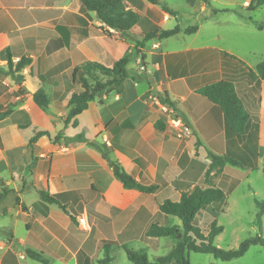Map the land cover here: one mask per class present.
<instances>
[{"label":"crops","instance_id":"0c3cea01","mask_svg":"<svg viewBox=\"0 0 264 264\" xmlns=\"http://www.w3.org/2000/svg\"><path fill=\"white\" fill-rule=\"evenodd\" d=\"M159 1L124 0L140 15V23L122 32L96 11L84 8L80 0H0V54L10 47L15 63L22 55L31 59L21 72L24 80L17 81L9 73L8 61L0 58V114L10 110L0 116V191L10 189L0 199V264H103L98 260L106 240L118 242L113 247L141 242L139 252L169 245V253L181 240L182 232L167 236L174 239L170 243L146 236L152 223L182 228V220L163 213L160 204L180 200L191 186L178 180L187 145L176 138L169 126L170 114L162 107L176 104L202 140L227 142L224 126L220 127L223 117L199 89L222 79L224 53L253 70L263 61L264 27L259 25L264 24V5L250 9L253 0ZM176 26L181 29L176 35L144 40L146 32ZM191 26L197 30L188 33ZM138 48L147 54L151 83L133 78L142 70ZM126 55L132 60L124 91L97 97L76 117V126L73 121L66 124L69 100L81 91V85H73L70 70L87 61L113 67ZM41 89L49 99L48 110L34 99ZM158 94L169 100L161 103ZM246 108L257 125L258 165L244 168V175L237 177L228 168L234 165H226V183L217 181L227 194L220 209L223 214L230 212L229 199L245 180L255 204L264 199L249 180L264 162V79L257 105ZM39 131L48 134L40 135L30 147ZM59 132L63 138L57 141ZM79 135L84 140H77ZM90 141L102 145L138 181L159 184L158 190L144 193L125 187ZM41 190L59 195L61 204L44 201ZM82 216L86 228L79 223ZM210 216L214 218L213 213ZM262 220L264 226V215ZM28 249L42 253L48 263L32 258ZM199 254L195 257L200 264H261L257 259L264 258V247L252 245L245 255L229 261ZM255 255V260H247Z\"/></svg>","mask_w":264,"mask_h":264},{"label":"trees","instance_id":"16d2710c","mask_svg":"<svg viewBox=\"0 0 264 264\" xmlns=\"http://www.w3.org/2000/svg\"><path fill=\"white\" fill-rule=\"evenodd\" d=\"M154 4H161L159 0H149ZM82 6L88 10L96 11L98 17L109 26L116 28L122 32H129L133 27L140 23V15L131 9L127 8L124 0H80ZM264 5V0H253L249 8L254 9L257 6ZM163 9L172 14H176L168 6L162 5ZM259 27H264L260 24ZM197 26L187 28L188 33L195 32ZM181 31L179 26L173 29L150 31L145 33L144 40L164 39L176 35ZM138 56L141 58L143 69L136 76H133L138 81H148L151 83L148 74L147 54L142 49L138 48ZM15 55L11 48H7L0 54L8 61L10 66V74L17 81H23L24 76L21 74L23 69L31 63V59L22 55L15 63L13 61ZM223 59L238 60L234 56L226 53L223 54ZM129 55L118 60L113 67H108L100 62L87 61L70 70V78L74 86L81 85V91L69 100V112L65 119V123L69 124L73 121L76 126L78 121L76 117L86 110L90 102L97 97L103 96L105 93L115 91L120 94L124 91L125 81L130 77L128 65L131 62ZM224 61V60H223ZM222 64L223 77L217 82L207 84L199 89V93L204 96L214 107L219 111L221 120L223 121L224 130L227 139L228 149L237 150L240 157L235 154L226 152L223 155L211 154L212 162L206 170V176L209 178L208 186H196L190 191H183L180 200L174 201L166 199L160 204V210L169 215H175L182 220L183 227L174 225L166 226L159 223H152L146 231L147 237H165L175 234H180L182 229L184 234L181 240L175 245L173 250L167 255L158 257L156 260H151L146 252L135 251L127 246H123L126 250L130 264H190L189 254L208 253L214 255L224 261H229L235 258L242 257L252 245H261L264 247V237L256 235L245 239L236 248L226 249L216 244V237L224 231V226L219 225L217 220L210 225L208 233L202 231L194 221L200 210L211 204H223L227 200V194L222 186L217 185V181L221 180L226 183L228 177L224 173L227 164L239 166L242 168H256L258 165V132L257 125L254 123L250 112L246 108L244 101L238 94L236 81L239 76L235 71L228 68V65ZM238 62V61H237ZM243 64L242 62H239ZM248 75L254 80L257 85L261 86V81L264 79V59L258 65L257 72L246 66ZM36 103L45 110L49 108V99L46 93L41 89L34 94ZM169 99H167L168 101ZM10 110H5L0 116L5 117ZM74 119V120H73ZM158 129H161L157 125ZM48 134L47 131L37 132L30 140V147L40 135ZM77 140H84L82 135H79ZM57 140V138H55ZM97 147L104 158H106L114 171V174L124 183L127 188H134L144 193H154L158 190L159 184H145L136 179L134 175L126 171L122 164L115 159L111 153L104 150L102 145L97 141H90ZM215 171L214 174H211ZM264 172V162H263ZM210 177L215 178V184L210 185ZM234 187V186H233ZM232 189V188H231ZM10 192L9 188L4 187L0 191V199L5 197ZM41 198L50 203H59L60 196L52 195L48 191H40ZM18 203L20 199L17 198ZM257 219L256 223L259 228H262L264 215V199L256 200ZM106 256L98 261L103 264H110L113 257L110 255L111 248L118 245L116 241L106 240L103 242ZM28 254L41 262L48 263V260L42 253L28 249Z\"/></svg>","mask_w":264,"mask_h":264},{"label":"rangeland","instance_id":"374dc122","mask_svg":"<svg viewBox=\"0 0 264 264\" xmlns=\"http://www.w3.org/2000/svg\"><path fill=\"white\" fill-rule=\"evenodd\" d=\"M225 64L228 65V68L235 71L237 76H239V79L236 81V88L238 91V94L246 104V106L251 107V105L256 106L258 103V100L260 98V87L257 85V83L251 79V77L248 75L247 68L242 66L239 62L236 60L231 59H223L221 60V67L224 61ZM262 61V60H261ZM131 65V64H130ZM257 72L256 70H254ZM136 72V71H135ZM137 73V72H136ZM207 81H210V75L206 77ZM156 100L162 102H167V99L164 94H158L155 95ZM155 99V98H154ZM164 104V103H163ZM164 113L170 114L169 116V126L172 128V131L175 133L176 138L182 140L185 145H187L186 150L188 154L183 156V162H185L183 166V172L179 176L178 180L180 182H183L187 185H191L188 191L192 190L196 186H208L209 185V178L205 174V170L209 166V159H211V154L214 153L210 146H213L216 148L219 155L224 152L229 151L231 154H235L236 156L240 157V154L237 150H230L228 149L227 142L224 141H218V140H202L196 135V131L190 124V122L184 118L180 112L181 110L177 107L176 104L169 102V105L166 106V108L162 107ZM177 115H180L186 125L190 128V133L186 137H181L179 134V131L170 123L171 119L173 118L174 113ZM214 110L219 113V111L214 107ZM180 111V112H179ZM220 114V113H219ZM255 118V117H254ZM219 121V120H218ZM220 127H223V122L220 120ZM55 138H57V141L63 138V132H59ZM218 145V146H217ZM220 145V146H219ZM226 149V150H225ZM192 156V157H191ZM211 164V163H210ZM263 166V165H262ZM229 171L232 172L233 177H237L239 175H244V168L239 166H229ZM232 177V176H231ZM212 178L210 177V181ZM234 181L235 179H231ZM252 184L255 186L256 190L260 193L261 196L264 197V172L263 168L260 170H256L253 173H251L250 179ZM248 180H245L243 185L239 190L234 193L230 199L229 203L231 206L230 212L227 214H223L220 212L222 204L219 205H212V206H206L204 210H201L198 213L196 221L194 223L199 226L202 231L205 233H208L210 229V225L213 221L217 220L219 225L224 226L223 234L221 235L220 240H216V244L220 243L225 248L228 245H240L242 241H244L247 238L256 236V235H262L264 237V226L262 225V228H259L258 224L256 223L257 219V205L255 204L254 200L252 199V196L247 193V187H248ZM193 185V186H192ZM212 208V211L211 209ZM217 212L221 213L218 216ZM213 213V216H210V214ZM178 218L179 217H175ZM215 219V220H214ZM183 227V225H182ZM184 234V230L182 229V236ZM181 236V238H182ZM176 239V238H175ZM159 240L161 242H168L170 243L174 241V239H170V237H160ZM179 242V241H178ZM219 246V245H218ZM236 246V247H238ZM128 248H131L135 251H141L142 243L141 242H135L130 243L127 245ZM232 247V248H236ZM259 248V247H258ZM110 255L113 257V264H129L130 260L128 258L127 252L123 247H112L111 248ZM169 245H161L157 249V251H154L152 249H147L146 252L149 255L151 260H156V256H164L167 255L170 251ZM199 254V253H198ZM198 254L192 253V264H200V260L196 259L195 256H198ZM200 255V254H199ZM106 256L105 249L100 254V257L103 258ZM258 256H250L248 257V261H253ZM259 260L258 263L264 264V258L257 259Z\"/></svg>","mask_w":264,"mask_h":264},{"label":"built area","instance_id":"2783aa9c","mask_svg":"<svg viewBox=\"0 0 264 264\" xmlns=\"http://www.w3.org/2000/svg\"><path fill=\"white\" fill-rule=\"evenodd\" d=\"M143 69V67H142ZM174 113V111L172 110ZM170 123L179 131V135L181 137H186L190 133V128L186 125L184 122L183 118L180 115H177L174 113L173 118L171 119ZM105 142L109 143L108 139L105 138ZM79 223L82 225L84 228H86V219L85 217H80L79 218Z\"/></svg>","mask_w":264,"mask_h":264}]
</instances>
